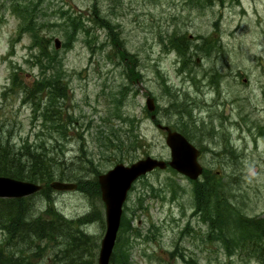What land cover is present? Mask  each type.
<instances>
[{"label":"rangeland","instance_id":"1","mask_svg":"<svg viewBox=\"0 0 264 264\" xmlns=\"http://www.w3.org/2000/svg\"><path fill=\"white\" fill-rule=\"evenodd\" d=\"M25 7L36 16L33 25L28 20L21 28L36 27L38 42L51 54L54 39H60L56 52L66 74L70 113L61 119L68 122L73 115L78 121L75 128L69 123L68 135L48 116L33 119L30 104L21 102V89L3 97L12 72L29 90L41 76L33 57L39 48H29V35L17 36L20 20L14 10ZM106 21L117 27L123 48L113 45L106 26L100 27ZM83 26L89 36L77 28ZM175 34L190 41V54H198L184 69V56L165 51L173 47L169 39ZM13 40L17 43L9 54ZM47 92L37 94L44 110ZM148 98L157 107L155 122L145 111ZM60 101L55 105L66 104ZM158 124L182 128L196 143L223 153L207 155L206 165L214 176L219 174L220 184L232 189L231 220H264V0H218L203 7H190L186 0H0V127L15 144L46 148L59 165L88 181L117 161L128 165L147 156L169 161L166 134ZM219 128V135L209 137ZM226 139L234 151L230 156L223 149ZM76 188L54 191L53 202L70 219L99 214L82 230L100 244L106 229L101 197L86 194L89 185L85 191ZM195 192L185 176L170 169L156 170L134 185L124 211L141 236L127 246L124 233L118 236L131 263L264 264L245 249L233 248L230 254L221 241L210 239L217 234L196 215L202 209ZM42 206L44 202L37 211ZM242 231L237 227L224 235L238 241ZM94 252L98 257L99 248ZM178 252L181 257L172 255Z\"/></svg>","mask_w":264,"mask_h":264},{"label":"trees","instance_id":"2","mask_svg":"<svg viewBox=\"0 0 264 264\" xmlns=\"http://www.w3.org/2000/svg\"><path fill=\"white\" fill-rule=\"evenodd\" d=\"M186 2L190 7H203L214 4L215 0H186ZM94 7H96V3ZM33 10L35 13L36 8ZM14 11L25 23H27L28 20L31 21L33 15L30 7L16 9ZM96 20L97 17L93 21L96 23ZM31 22L33 23V20ZM104 23V26L100 23V27L105 28L106 26L110 30V36L112 35V37L108 36L111 38L110 40L113 45L123 48L122 42L115 33L117 27L107 21ZM77 28L86 31L88 36L90 35L85 26ZM25 30L28 29L25 28ZM75 34L76 31H73L72 37H75ZM181 38L183 39L186 50H190L191 43L189 40L184 36H181ZM181 38H177L175 34L171 35L169 41L174 44V47L180 53H183V51L186 50L181 47ZM115 39L117 41H113ZM33 41L34 47H38L40 50V54L34 56L37 63L36 65L40 68L42 75L45 76L37 82L36 87L32 88V90L26 89L25 87L23 88L27 91L26 95L28 97L35 99H38L37 94L40 95V91L45 92L47 88V94L49 95L48 97H50L49 105H55L61 98H67L66 88H68L65 81L66 74L64 71L62 72L61 61L58 59L59 53L54 51L53 54H51L47 49V45L45 47V45L38 42V37L34 38ZM46 42L49 43L50 41ZM118 54L120 55L119 52ZM49 70H51V72L47 74ZM19 84L22 86L18 79L17 72H14L10 90L18 89ZM122 93L121 91V94ZM125 94L126 93H124V96ZM58 105L60 104L58 103ZM47 111L49 113L54 112L49 106H47ZM55 115L57 118H61L60 115L62 114H58V116L57 114ZM61 122L62 121H58V124H61ZM67 123H69V120L66 124ZM66 127H68V125H66ZM62 129H64L63 132L68 135L67 128ZM0 131L4 133L2 126L0 127ZM20 156H30V165L26 173H22L18 168L12 166L11 163L4 165L1 158L3 159L5 157L1 152L0 175L11 176L18 180L29 182L45 183L47 187L42 189L39 193V195L43 197L37 201H35V199L38 195L26 199H0V231L4 233V240L0 242V264H55L56 261L61 260V254L66 252L68 248L76 249V254L69 264H95L96 254L94 251L99 248V244L95 240V237L88 235L85 230H82V227L93 221V217L95 216L90 215L77 220L66 219L55 207L49 185L55 180L72 181L76 182L79 188L84 189L83 191H85L86 186L89 185L86 194L93 196L94 193L100 197L101 193L98 184V175L100 173L95 171V178L85 181V177L78 175L77 170L71 167L63 168V166L59 165V160L52 158V154H50L46 148L38 146L28 145L27 150H24ZM19 160L20 159H15L14 164L17 165ZM195 189L196 202H198L199 209H202V211L200 210L199 212H202L203 217L205 211L209 212L210 216L207 219L211 223V228L217 227L213 229L217 234L215 238L227 239L223 243L228 249V252L231 254L230 251L233 250V248H238L240 250L245 249L252 253L261 263H264V220L246 219L243 222L231 220L232 212L228 213V211L232 209L233 204L228 200V196L220 195L217 192L221 189L229 193L232 189L221 186L214 178H209L201 185L197 184ZM43 202L44 206L42 207L44 210L37 211L38 206ZM223 210H226L228 215L227 218L224 217ZM229 219L235 228H230ZM128 222L126 218H124L122 222L121 227L124 228L126 226L127 228L125 231H129L130 229V224ZM237 227L239 231L243 229L240 237L241 241L229 240L231 237L230 235H224L225 231H235ZM228 247H230V249ZM53 252L55 253L53 257L48 256L43 260L42 257L45 253L50 255ZM85 254L90 257L89 261L81 262ZM121 261L130 263L129 255H127L124 250L116 251L111 264H120Z\"/></svg>","mask_w":264,"mask_h":264},{"label":"water","instance_id":"3","mask_svg":"<svg viewBox=\"0 0 264 264\" xmlns=\"http://www.w3.org/2000/svg\"><path fill=\"white\" fill-rule=\"evenodd\" d=\"M56 47H60L58 40H56ZM148 107L151 111L155 109L151 99L148 100ZM162 129L167 132L166 143L171 149L172 160L169 165L191 179H197L202 172V168L197 162L199 152L180 133L173 132L168 127H162ZM166 167V162L148 157L130 167L119 165L99 177L102 199L106 206L107 230L101 242L98 264H109L110 262L120 227L123 204L134 181L156 168L165 169ZM53 187L58 190H73L77 186L57 182L53 184ZM40 189L31 183L0 178V198H20L32 195Z\"/></svg>","mask_w":264,"mask_h":264},{"label":"bare ground","instance_id":"4","mask_svg":"<svg viewBox=\"0 0 264 264\" xmlns=\"http://www.w3.org/2000/svg\"><path fill=\"white\" fill-rule=\"evenodd\" d=\"M217 1L218 0H215V2H217ZM34 16H36V15L33 14L32 18ZM32 25H33V23H32ZM18 28H20V27H18ZM25 28H27L28 30H25ZM25 28L18 29L17 36L19 38L21 36L29 35L30 39L33 40L34 38L39 37L38 36L39 34H38L37 30H36V27H28L27 26ZM16 43H17L16 40H13L11 42V49L9 51V54L14 51V47H15V44ZM207 47L210 48V53H211V50H212V47L213 46L210 45V46H207ZM202 48L205 49V47H203V46H202ZM213 49H214V47H213ZM110 60L112 61L113 59L110 58ZM18 76H19V74H18ZM62 88H63V86H62ZM62 88H60V89H62ZM68 91H69L68 88H66L67 98H68ZM40 92L41 93H39V94L42 95L43 92L42 91H40ZM12 93H14V90L7 89L6 91L3 92V97L4 98H8L9 94H12ZM61 101H63L66 104H61V105H48L51 108V110L54 111V112L49 113L47 111V108H46V110L43 109L44 106L42 105V102L39 101V99H37V98L35 99V98H32V97H28L27 95L26 96L23 95V98L21 100V102H23L25 104H30V107L32 108L33 119H37V118H39L41 116H48L49 117V121L54 122V123L56 122L55 125H57L60 128H67V130H68L69 129V123L72 126V128H75V124H77L78 121H76V119L74 118L73 115H70V117H69L68 127H66V125H65L66 124V121L63 122V119L56 117L55 114H57V116H58V114L69 113V109L66 107L67 104H68V101L65 100V99H62V98H61ZM60 117H61V115H60ZM58 121H62L61 124H58ZM27 148H28V145L26 143L23 142L20 145L15 144L10 139L9 136L3 134V132L0 131V153L2 152L3 155H4V157H5L3 159L1 158L2 163H4V165H6L8 163L9 164L11 163L12 166H15L16 168H18L19 171H21L22 173H26L28 171V169H29L28 166L30 165V159H29L30 156L21 157L20 155H21V153L24 150H27ZM225 150L226 151H229L231 153H234L233 148L231 146H229V143H226L225 144ZM50 154H52V153H50ZM52 158H54L53 155H52ZM15 159H20L18 161V164L17 165L14 164ZM211 176L212 175H210L209 178H212ZM0 178H9V179H12V180H15V181H18V182L31 183V184H34V185L40 187L41 189H45L47 187V184H45V183H41V182L35 183V182H29V181H24V180H18L16 178L11 177V176L0 175ZM57 182H59V181L58 180H55V181H53L49 185V187L51 188V195H52V197H53L54 191H59V192H62V191H72V190H58V189L54 188L53 187V184L54 183H57ZM75 189H77V188H75ZM75 189H73V190H75ZM30 197H34V195H28V196H24V197H20V198H12V199H26V198H30ZM60 214H62V213L60 212ZM90 215L91 216H95V214H92L90 212L89 215H86V216H83V217H78V218H72V219H70V218H67L64 214H62V216H64L66 219H69V220L83 219V218H85L87 216H90ZM93 219L94 220L91 221L90 223H88L87 225L92 224L95 221H98L100 219V215L98 214V217H96V218L93 217ZM101 219H103L104 223H106L107 216H106V208L105 207H103V217L101 216ZM123 220H124V217L122 216L121 217V220H120V223H122ZM85 226H86V224L83 227H85ZM2 234L4 235L3 232H2ZM124 236H128L129 238H132V235L129 234V233H125ZM210 239L211 240H215V241H221L224 247H225V245H224L223 242L227 240V239H222V238H213L211 236H210ZM228 248L230 249V247H228ZM225 249L228 251V249L226 247H225ZM75 250H76L75 248H68L66 250V252H64V253L61 254V260L56 261L55 264H69L73 260V257L76 254L75 253ZM99 253H100V249H99V252H98V257H96L97 258V264L99 262ZM178 253L179 254L172 253V255L173 256L176 255V256L181 257V252H178ZM48 256H49V254L48 253H45L43 255V257H42L43 260H45ZM89 258L90 257L87 254H85L84 257H83V259L81 260V262H87V261H89ZM129 262L130 263L121 261L120 264H132L131 261H129ZM95 263H96V259H95ZM109 264H111V263H109Z\"/></svg>","mask_w":264,"mask_h":264},{"label":"flooded vegetation","instance_id":"5","mask_svg":"<svg viewBox=\"0 0 264 264\" xmlns=\"http://www.w3.org/2000/svg\"><path fill=\"white\" fill-rule=\"evenodd\" d=\"M214 135L217 136V135H219V133L216 132V133H214ZM196 145H197V147L200 148V151H201V155L199 157V160H201V162L205 161L208 153L204 149H206L208 146H206L205 144H198V143H196ZM223 149H225V147Z\"/></svg>","mask_w":264,"mask_h":264}]
</instances>
